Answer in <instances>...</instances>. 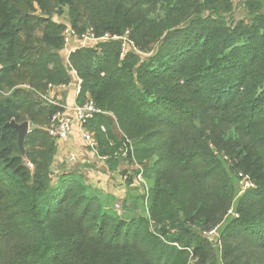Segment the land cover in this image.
Listing matches in <instances>:
<instances>
[{
  "label": "trees",
  "instance_id": "obj_1",
  "mask_svg": "<svg viewBox=\"0 0 264 264\" xmlns=\"http://www.w3.org/2000/svg\"><path fill=\"white\" fill-rule=\"evenodd\" d=\"M53 3L78 34L128 37L130 49L100 42L66 66V26L29 17L47 1L0 0V91L68 86L75 72L76 103L104 112L88 130L108 169L121 149L146 166V216H120L75 176L56 178L53 144L39 155L28 134L23 155L8 126L24 121L20 96L0 95V264H264L261 2L244 0L240 19L233 0Z\"/></svg>",
  "mask_w": 264,
  "mask_h": 264
},
{
  "label": "rangeland",
  "instance_id": "obj_2",
  "mask_svg": "<svg viewBox=\"0 0 264 264\" xmlns=\"http://www.w3.org/2000/svg\"><path fill=\"white\" fill-rule=\"evenodd\" d=\"M46 1L45 12H30L29 17L37 20L52 19L54 22L70 26L68 10L64 9L62 14H58L53 10V0ZM233 3L236 18H242L244 16V0H233ZM71 47L79 48L81 44L75 41ZM60 55L68 66L69 55L65 46ZM48 90V86L35 87L27 82H18L12 89L5 88L0 91L2 97L20 96L23 105L24 121L22 123H29V135L35 139V143L27 147L35 149L39 155L47 156L49 145L53 144L54 153L50 157V162L56 178L63 173L71 174L88 185L90 193L101 197L105 205L104 208L110 209L120 216H144L146 209L143 197L147 187H150L145 180L146 166L138 165L128 157L125 149H121L120 168L116 172H111L107 167L106 160L100 157L98 150L91 149L80 134L74 133L66 141L52 140L44 135L51 116L49 110L55 103L49 96ZM117 133L120 135V132L117 131ZM245 180L247 178L243 176L241 181Z\"/></svg>",
  "mask_w": 264,
  "mask_h": 264
},
{
  "label": "built area",
  "instance_id": "obj_3",
  "mask_svg": "<svg viewBox=\"0 0 264 264\" xmlns=\"http://www.w3.org/2000/svg\"><path fill=\"white\" fill-rule=\"evenodd\" d=\"M65 47L68 50V55L75 52L79 48L96 47L100 42L109 40H122L123 53H127L132 43L128 41V37L118 38L105 35L97 37L92 29H88L82 34H78L71 26H66L63 32ZM81 44V47H71L74 42ZM75 73V72H74ZM82 81L78 78L76 81L77 96L81 91ZM68 86H72L70 83ZM62 86V87H68ZM50 89L54 87H49ZM53 105L56 106L55 103ZM60 110L57 111L51 118L48 126V134L56 141H66L75 132L80 134L83 141L94 150H98V141L94 134L88 130V123L97 115L104 112L97 107L93 100L87 99L83 104L76 102L71 104L59 105ZM105 131V129L103 128ZM32 166V165H31ZM243 189L253 187L250 181H241ZM210 239L215 240L218 237V229H214L208 233Z\"/></svg>",
  "mask_w": 264,
  "mask_h": 264
},
{
  "label": "crops",
  "instance_id": "obj_4",
  "mask_svg": "<svg viewBox=\"0 0 264 264\" xmlns=\"http://www.w3.org/2000/svg\"><path fill=\"white\" fill-rule=\"evenodd\" d=\"M78 77L75 73H73L72 78V86L68 87H54L52 89L49 88L48 94L51 96L52 100H54L56 106L64 105V104H71L76 102L77 98V89H76V81ZM76 134V132H75Z\"/></svg>",
  "mask_w": 264,
  "mask_h": 264
},
{
  "label": "water",
  "instance_id": "obj_5",
  "mask_svg": "<svg viewBox=\"0 0 264 264\" xmlns=\"http://www.w3.org/2000/svg\"><path fill=\"white\" fill-rule=\"evenodd\" d=\"M261 4L264 7V0H259ZM8 126L15 128L18 131L19 137H18V146L20 148V151L22 152L23 155H25V147L24 143L25 140L29 134L30 130V125L28 122H24L21 124L16 123L15 121H12L11 123L8 124Z\"/></svg>",
  "mask_w": 264,
  "mask_h": 264
}]
</instances>
